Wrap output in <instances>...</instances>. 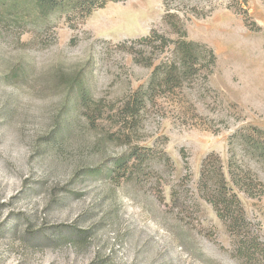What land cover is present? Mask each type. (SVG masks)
I'll use <instances>...</instances> for the list:
<instances>
[{"label":"rangeland","instance_id":"374dc122","mask_svg":"<svg viewBox=\"0 0 264 264\" xmlns=\"http://www.w3.org/2000/svg\"><path fill=\"white\" fill-rule=\"evenodd\" d=\"M14 1L19 10H0L22 17L0 22V264H242L198 182L206 156L226 167L234 134L264 130V0H172L188 40L210 47L216 66L208 83L158 93L139 119L124 106L153 69L117 46L153 30L177 40L163 0H108L84 21ZM78 72L104 106L93 125L66 89ZM136 148L155 156L143 173L119 183L99 175ZM241 199L264 237V195Z\"/></svg>","mask_w":264,"mask_h":264},{"label":"trees","instance_id":"16d2710c","mask_svg":"<svg viewBox=\"0 0 264 264\" xmlns=\"http://www.w3.org/2000/svg\"><path fill=\"white\" fill-rule=\"evenodd\" d=\"M108 0H30L32 8L40 16L62 12L68 14V19L79 17L85 20L97 8H104ZM112 1V0H110ZM172 0H163L166 8L164 24L178 36L173 41L157 30H153L146 37L125 40L118 44V48L126 51L134 64L153 69L147 88L140 87L133 95L131 102L124 106L126 114L132 119H139L141 113L158 93L174 94L184 88L185 83L204 78L208 83L209 77L216 66L217 56L206 44L188 40V34L183 18L173 12ZM237 0H231L235 2ZM12 3L14 10H19V1L0 0V10ZM246 26L252 31L261 28L252 21L247 10L238 8ZM14 20L22 19L19 13L14 15H0V22L9 17ZM74 29L77 28L72 24ZM172 58L160 61L170 47ZM66 89L74 96L77 95L83 116L92 125L103 116L104 106L90 96L86 87L83 72L71 76ZM229 158L227 166L221 158L211 153L203 160L198 191L202 199L212 206L217 217L224 223L233 240L234 254L242 264H264V237L252 229L243 206L241 194L248 198L264 195V177L252 173L249 162L258 164L264 173V130L249 127L238 131L230 138ZM155 159L153 150L136 148L125 154H119L97 170L99 175L119 183L131 173H143V167ZM130 161L132 162L130 164ZM254 172V171H253Z\"/></svg>","mask_w":264,"mask_h":264}]
</instances>
